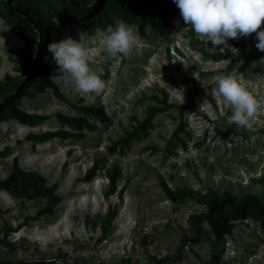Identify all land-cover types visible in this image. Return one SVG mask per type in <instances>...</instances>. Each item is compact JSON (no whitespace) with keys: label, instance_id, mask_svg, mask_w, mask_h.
Returning a JSON list of instances; mask_svg holds the SVG:
<instances>
[{"label":"rangeland","instance_id":"1","mask_svg":"<svg viewBox=\"0 0 264 264\" xmlns=\"http://www.w3.org/2000/svg\"><path fill=\"white\" fill-rule=\"evenodd\" d=\"M36 2L56 21L60 39L69 36L80 39V33L86 32L90 67L104 78L106 88L100 93L81 94L74 88L70 75L56 69L50 77L80 108L60 100L48 89L35 97H23L20 107L49 115V119L35 126L16 119L1 122L0 149L8 146L11 152L0 159V180L8 179L17 157L25 173L44 177L46 189L56 183L54 193L61 201L52 213L6 234L4 238L14 248L3 244L4 238H0V260L158 264L153 257L174 256L181 237L192 234L189 215L206 210L196 195L172 202L165 194V184L173 189L207 191L213 187L235 195L261 194L264 103L259 105L254 118L255 131H239L228 120L232 106L210 94L217 76L235 73L251 79L254 95L264 101V51L256 47V33L242 36L244 52L230 39L229 47L216 46L215 50L222 49L231 56L214 60L190 46L187 35L191 29L177 34L187 26L179 12L173 16L170 33L165 36L155 33L151 26L130 24L140 36L139 43L127 55L113 56L105 51L103 44L105 22L94 23L99 16L75 13L60 0ZM126 6L137 13L129 4ZM110 12L115 22L122 20L117 9ZM204 42L213 50L211 42L209 45ZM33 43L26 27L0 0L1 80L24 74L23 63ZM233 55L238 58L234 60ZM194 88L201 91L196 93L192 107L185 114L186 131L179 133L181 140L173 138L179 124L178 108L173 107L158 113L147 132L127 144L122 143L121 138L135 124L133 116L143 119L147 107L156 103L148 96L162 97L165 90L170 101L184 106L189 91ZM206 98L203 112L201 104ZM87 107H102L109 120L101 121ZM58 113L84 116L96 127L84 129L86 135L80 139L53 138L45 142L27 139L31 132L70 129L58 120ZM96 159L102 161L97 176L84 181L87 169ZM114 165L119 175L113 192L108 172ZM122 187L125 191L120 196ZM47 206L45 197L17 198L0 190V225L6 231ZM109 217L104 228L103 223ZM205 227L202 241L191 248L185 247L184 257L170 264H264V223L259 219L249 216L237 220L232 234L222 239H217L209 224L205 223ZM43 264L65 263L59 260Z\"/></svg>","mask_w":264,"mask_h":264},{"label":"trees","instance_id":"2","mask_svg":"<svg viewBox=\"0 0 264 264\" xmlns=\"http://www.w3.org/2000/svg\"><path fill=\"white\" fill-rule=\"evenodd\" d=\"M66 3L75 13L84 14L87 17L99 16L94 23L100 24L106 30L107 26L115 25V20L111 16V10L117 9L119 18L129 24H141L151 26L152 29L160 36L170 33L172 27V18L180 12L179 7L174 0H60ZM7 10L11 15L16 17L26 27L31 34L33 40L32 49L26 55L24 64L25 71L23 75L16 77L8 76L5 80L0 79V124L8 119H16L22 124L35 126L47 119L49 115L31 113L20 107L23 97H35L38 93L46 90H52L53 94L60 100L70 104L74 108H80L76 103H72L69 98L62 92L60 86L50 77V73L57 69V65L52 58V54L48 49V44L60 40L61 36L58 31L57 23L50 18L44 10L39 6L36 0H3ZM95 2L93 5H91ZM126 4H129L134 11L132 12ZM89 5V7H87ZM142 34L146 35L145 32ZM190 46L202 55L214 59L222 60L231 56L221 50H210L206 43L199 39L194 32L187 35ZM231 42L240 52H244L242 36L239 38H230ZM238 57L233 55V59ZM33 88V90H30ZM200 88L191 89L188 93V101L186 105L179 106L169 100L167 91H162V97L156 95L148 96L155 100V104H150L143 119L133 116L135 124L126 131L121 138L122 143L127 144L132 138L141 135L153 125V120L158 113L177 107L179 111V124L176 127L173 138L180 139L179 133L186 131L185 114L192 107L195 95L200 92ZM87 111L94 116L99 117L101 121L107 122L108 115L102 107H87ZM58 120L67 125L70 129L61 128L58 130H47L41 133L31 132L27 139L35 142H45L53 138L69 139L84 138V129L93 130L96 125L84 116H70L63 113L57 114ZM181 140V139H180ZM11 152V147L0 149V159L7 157ZM15 169L8 179L0 180V190H5L15 197L39 198L45 197L48 206L40 209L32 216H26L25 219L16 226L6 228V234L9 235L13 231H19L27 225L29 221H37L46 213H52L61 201L54 191L57 184H53L52 188L46 189L44 177L36 173H25L19 166V160L14 158ZM102 161L96 159L93 165L87 169L84 181L94 179L100 169ZM119 170L114 165L109 169L108 179L111 191H116L117 177ZM260 182L263 190L260 195L252 192H245L241 195L232 194L230 191H220L216 188H210L207 191H196L187 188H171L167 184L164 185V191L172 202H180L190 196H198L199 200L206 205V210L200 213H193L188 217V224L193 231L192 234H184L178 244L175 255H167L162 259L153 257V261L158 264H170L175 260L181 259L185 247L199 244L206 233L205 223L209 224L215 233L217 239H222L226 235H230L236 226V221L245 219L249 216L259 219L264 223V175ZM24 185V186H23ZM23 186V188H21ZM28 188V189H27ZM33 191H30L31 189ZM26 189V190H25ZM25 190V191H24ZM125 187L119 191L122 196ZM110 221V217L104 221L103 225ZM7 246L14 248L12 243H8V238L2 239ZM2 241V242H3ZM124 264V263H122Z\"/></svg>","mask_w":264,"mask_h":264},{"label":"clouds","instance_id":"3","mask_svg":"<svg viewBox=\"0 0 264 264\" xmlns=\"http://www.w3.org/2000/svg\"><path fill=\"white\" fill-rule=\"evenodd\" d=\"M179 7L186 27L181 32L191 29L196 36L211 42V49L225 45L229 47L230 38L256 33V47L264 51V0H174ZM259 30V31H258ZM86 32L80 33V39L69 36L48 44L57 70L70 75L73 86L81 94L100 93L106 88V81L90 67V52L85 45ZM140 36L124 20H117L115 25H108L103 44L110 55H127L139 43ZM222 50V49H221ZM196 76V73H194ZM197 77V76H196ZM254 83L235 73L219 75L211 87L213 98L223 99L232 106L228 117L237 130L255 131L254 118L258 107L264 101L259 100L253 92ZM209 94V90L207 89ZM208 96V95H207ZM207 98L201 104L206 110ZM235 137V135H234Z\"/></svg>","mask_w":264,"mask_h":264},{"label":"water","instance_id":"4","mask_svg":"<svg viewBox=\"0 0 264 264\" xmlns=\"http://www.w3.org/2000/svg\"><path fill=\"white\" fill-rule=\"evenodd\" d=\"M62 261L65 264H80V263H75L70 260L66 259H45V260H0V264H43V263H48V262H57V261Z\"/></svg>","mask_w":264,"mask_h":264},{"label":"built area","instance_id":"5","mask_svg":"<svg viewBox=\"0 0 264 264\" xmlns=\"http://www.w3.org/2000/svg\"><path fill=\"white\" fill-rule=\"evenodd\" d=\"M6 235L5 229L2 225H0V238H4Z\"/></svg>","mask_w":264,"mask_h":264}]
</instances>
